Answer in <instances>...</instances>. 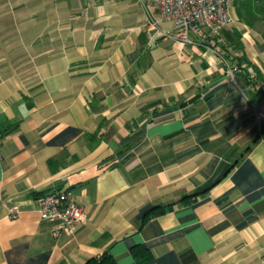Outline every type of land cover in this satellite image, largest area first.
<instances>
[{"label": "crops", "instance_id": "0c3cea01", "mask_svg": "<svg viewBox=\"0 0 264 264\" xmlns=\"http://www.w3.org/2000/svg\"><path fill=\"white\" fill-rule=\"evenodd\" d=\"M149 4L0 0V264H264V80L243 74L264 75V27L223 26L249 60L231 77ZM52 189L85 213L57 237Z\"/></svg>", "mask_w": 264, "mask_h": 264}, {"label": "built area", "instance_id": "2783aa9c", "mask_svg": "<svg viewBox=\"0 0 264 264\" xmlns=\"http://www.w3.org/2000/svg\"><path fill=\"white\" fill-rule=\"evenodd\" d=\"M230 0H150L147 26L181 43L212 48L233 77L237 70L219 47L218 30L231 22ZM160 20L171 21L169 29L159 27ZM256 119L264 117V108L255 111ZM39 218L53 225L52 235L73 232L74 225L84 220L83 206L69 190L52 189L37 198Z\"/></svg>", "mask_w": 264, "mask_h": 264}, {"label": "trees", "instance_id": "16d2710c", "mask_svg": "<svg viewBox=\"0 0 264 264\" xmlns=\"http://www.w3.org/2000/svg\"><path fill=\"white\" fill-rule=\"evenodd\" d=\"M236 18L238 21L245 23L247 26L252 27L255 24H260L264 27V0H235L234 2ZM223 28V27H222ZM221 32L225 37L224 49L226 51V57L232 62L235 61L236 68H239L242 61L249 63L244 56H230L228 46L237 49H243L241 42V32L237 28L231 30L222 29ZM254 73H251L248 69H245L243 74L251 84L259 79L264 80V75L258 68L254 69ZM7 130L5 128L0 129V137L5 134ZM185 197V196H184ZM138 263H144L151 259V251L144 246H133L131 249ZM114 257L112 254L104 250L99 255L88 258L85 264H113Z\"/></svg>", "mask_w": 264, "mask_h": 264}, {"label": "rangeland", "instance_id": "374dc122", "mask_svg": "<svg viewBox=\"0 0 264 264\" xmlns=\"http://www.w3.org/2000/svg\"><path fill=\"white\" fill-rule=\"evenodd\" d=\"M234 2H235V0H230V3H229V13H230V16L232 18L231 22H229L227 24L229 26H235V23L237 22L236 13H235V7H234ZM220 29H222V27Z\"/></svg>", "mask_w": 264, "mask_h": 264}]
</instances>
